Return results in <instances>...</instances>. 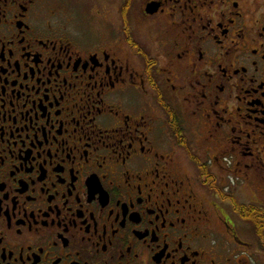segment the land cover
I'll return each mask as SVG.
<instances>
[{
    "label": "flooded vegetation",
    "instance_id": "flooded-vegetation-1",
    "mask_svg": "<svg viewBox=\"0 0 264 264\" xmlns=\"http://www.w3.org/2000/svg\"><path fill=\"white\" fill-rule=\"evenodd\" d=\"M67 1L0 0V264H264V0Z\"/></svg>",
    "mask_w": 264,
    "mask_h": 264
},
{
    "label": "rangeland",
    "instance_id": "rangeland-1",
    "mask_svg": "<svg viewBox=\"0 0 264 264\" xmlns=\"http://www.w3.org/2000/svg\"><path fill=\"white\" fill-rule=\"evenodd\" d=\"M115 2V0H68L67 6L70 8V16L76 19L77 22L82 23L80 25L76 24L75 28L81 31L85 28L86 31L93 32L94 27L92 28L88 21L92 8L97 7L98 9H101V7L104 6L111 9L114 8ZM241 237L244 241L253 246L251 252L254 254V258L257 257V259H261V256L258 254L260 250H258L256 241L252 240V233L248 231L245 235L242 234Z\"/></svg>",
    "mask_w": 264,
    "mask_h": 264
}]
</instances>
